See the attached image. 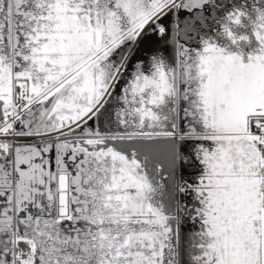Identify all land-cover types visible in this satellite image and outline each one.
Wrapping results in <instances>:
<instances>
[{
	"label": "snow or ice",
	"instance_id": "6c2138e0",
	"mask_svg": "<svg viewBox=\"0 0 264 264\" xmlns=\"http://www.w3.org/2000/svg\"><path fill=\"white\" fill-rule=\"evenodd\" d=\"M0 264H264V0H0Z\"/></svg>",
	"mask_w": 264,
	"mask_h": 264
}]
</instances>
